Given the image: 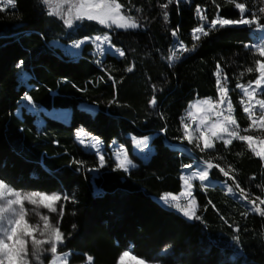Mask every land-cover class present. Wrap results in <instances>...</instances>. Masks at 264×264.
I'll return each instance as SVG.
<instances>
[{"label": "trees", "instance_id": "obj_1", "mask_svg": "<svg viewBox=\"0 0 264 264\" xmlns=\"http://www.w3.org/2000/svg\"><path fill=\"white\" fill-rule=\"evenodd\" d=\"M118 2L128 15L137 17L140 28L107 30L85 20L68 29L61 16L47 14L40 0H16V9L0 13V180L21 192L67 197L70 234L84 238L101 234L117 252L129 251L157 264H264V217L218 183L212 187L193 183L200 220L189 221L155 200L164 194L178 195L184 165L209 158L225 169L231 167L230 174L250 198L264 199L263 162L244 142L235 140L227 148L216 142L213 149L201 152L196 141L182 139L189 104L218 100L214 75L218 63L227 77L233 116L241 129L249 127L236 85H247L258 76L246 71L259 58L253 55L251 28H225L194 41L192 30L202 23L197 5L208 21L216 17L217 3L224 18H238V10L225 0L174 2L167 9L166 23L160 5L167 0ZM244 2L258 8L255 0ZM177 29L178 36L173 37ZM102 34H109L125 57L109 53L97 57L90 43L72 57L53 45ZM181 41L195 48L169 67L166 58ZM128 67H133L131 73ZM21 73L30 76V89L21 83ZM26 94L48 111L68 109L67 123L44 116L38 128L25 110L18 116ZM153 96L155 109L149 106ZM79 130L102 141L106 150L113 142L122 145L135 167L126 173L105 157V167L92 179L88 169L99 168L98 158L79 145ZM131 136L151 137L153 152L147 161L133 155ZM74 161H82L83 167L77 170ZM210 178L225 182L215 168ZM49 220L54 224L56 218L51 215ZM49 254L43 255L44 264Z\"/></svg>", "mask_w": 264, "mask_h": 264}, {"label": "snow or ice", "instance_id": "obj_2", "mask_svg": "<svg viewBox=\"0 0 264 264\" xmlns=\"http://www.w3.org/2000/svg\"><path fill=\"white\" fill-rule=\"evenodd\" d=\"M45 6H47V14L63 15V24L68 29L78 27L77 22L95 21L97 24L104 28L115 30H135L141 27L137 17L127 14L125 6L118 2V0H40ZM179 4L181 0H167L166 3L160 5L163 11V19L167 23L169 20V13L167 9L172 3ZM190 2V0H189ZM226 3L234 6L239 12V17L236 19L224 18L219 15V4L217 3V15L210 21L207 20L206 14L204 13L201 6H196V14L199 20L202 22L201 26L195 27L192 30L193 40H199L201 36L207 37L210 32L220 31L225 28L247 26L252 28L255 26L259 30L262 44L255 47L253 63L255 67H248L246 71L248 73L257 72L259 75L256 79L249 84L245 85L237 83L236 87L239 88L243 95L247 98L248 103H245L244 99L240 100L241 105H244L243 111L247 114L248 120L251 122L248 128L243 131L248 132L253 126L259 121L261 128H264V99H257L256 96L264 94L261 92L264 89V0H258L259 7L255 10L249 8L244 0H225ZM67 5V10L64 11V6ZM17 7L16 0H0V13H8L10 10H14ZM139 11V9H137ZM251 12L249 17L247 13ZM178 29L172 31L173 37L178 36ZM91 40L96 43L97 52L111 53L119 57H125V51L120 47H116L111 43V37L109 34L96 35L94 37H85L84 41ZM84 41L74 42V47L79 49ZM101 45H107L102 48ZM246 49L252 51L249 45H244ZM195 48V44L192 49H189L181 41L178 46H174L173 50H170L167 56V62L169 67L173 66L175 62L181 59V55L185 52H190ZM177 53H180L178 55ZM22 63V62H21ZM19 66V65H18ZM127 71L131 73L133 67H128ZM224 69L221 68L220 64L216 65V86L219 99L213 101L212 98L199 100L196 104L192 105L193 108L203 110L205 112H212L216 116V120L211 123L210 126L201 130V123L197 125V131L200 133L199 140H202L203 146L199 143L195 147L199 148L201 152L205 150L213 149V138L216 140H223L225 148L232 144L233 140L244 141L247 147L251 150L254 156L259 157L264 161V139L260 137H253L251 135H240L239 126L237 120L233 116L234 108L231 100L228 99V81L227 77L223 76ZM243 75V73H241ZM111 78V77H110ZM115 83V82H114ZM254 85V87H253ZM154 90H155V86ZM24 99L28 101V104H32V99L27 94ZM157 100L155 96L149 101V106L155 109ZM226 105V107H221ZM259 106V115L257 119H253L254 108ZM191 115V113H189ZM189 124H182L183 136L182 139L187 140L190 144L193 142V136L189 131ZM86 134L79 132L77 139ZM94 141L92 147L99 150L101 141L95 137H91ZM254 140L257 141L260 147L254 146ZM81 143L83 140L81 139ZM211 155V154H209ZM79 167L77 170L83 167L82 161H74ZM99 168L105 167V157L99 155ZM132 164L131 160L125 157L123 160L117 159L116 168L129 171ZM185 168L192 167V165H184ZM99 168H89L88 171H99ZM218 169L226 180H231L237 189H239V199L246 201L245 207L251 205L250 211L256 213L260 217H264V199L260 197L250 198L249 194L244 188L240 187L236 183L235 178L230 173L233 172L231 167L225 169L217 163H213V159L209 158L203 161V166L199 167L197 172H193L191 176L181 175L180 179L183 180L185 192L181 193L185 197L186 203L180 204L177 202L178 197L175 195L164 194L160 197V201L163 202L162 206L169 208H175L183 214L189 221L200 220L201 217L197 215V200L192 194V183L193 179L200 181L201 187H212L213 181L210 179V171L212 169ZM207 182V184H205ZM228 193H233L232 187H227ZM235 195V194H234ZM62 197L58 194L46 195L38 191L21 192L14 190L5 181L0 180V201L4 203L0 204V264H44L41 257L45 253H51L50 264H67L68 255L65 253L63 256L58 255V245L64 243V234L59 229L60 221L57 220L55 224L49 222V217L42 215L40 219L43 221V227L40 228L36 224H32L26 218L28 213L25 208V202L28 204H36L37 201L49 212H56V203L60 201ZM67 199V197H64ZM258 201V203H257ZM211 203V201H209ZM64 214L63 206L59 208L58 215L62 217ZM247 215V213H245ZM234 231L239 232L238 228ZM40 238H37V234ZM234 240L239 243V237H234ZM30 241V247H29ZM48 246V247H45ZM134 259L130 257L129 251L123 252L117 261V264H123L125 258ZM93 258L87 257V264H92ZM137 264H144V262L137 261Z\"/></svg>", "mask_w": 264, "mask_h": 264}, {"label": "rangeland", "instance_id": "obj_3", "mask_svg": "<svg viewBox=\"0 0 264 264\" xmlns=\"http://www.w3.org/2000/svg\"><path fill=\"white\" fill-rule=\"evenodd\" d=\"M191 1L192 0H190V2ZM190 2H189V0H181V3H187L188 4ZM255 3L259 7L258 0H255ZM66 10H67V5L64 6V11H66ZM59 16H61L63 18L62 14ZM105 29H107V28H105ZM107 30H110V29H107ZM116 30H124V29H116ZM129 30H132V29H129ZM80 41H84V39H82ZM84 43H90L93 46V52L95 53V55L97 57L101 58L102 56H104L106 54L103 52H97L96 43H98V42H93L91 40H87V41H84ZM261 44H262V39H261L260 32L258 29L255 28V26H253L251 28V47L255 50V47L257 45H261ZM53 45L62 47L63 51L72 57L77 55L80 48L82 47L81 46L79 49H77L73 46L74 43H71V44L66 45V46H62V45L58 44L57 42H53ZM101 47L104 48V47H107V45H101ZM109 54H111V53L109 52ZM115 56L118 58H121L118 56V54ZM258 75H259V73H258ZM20 81L23 84H27V75L25 73L20 74ZM253 87H254V85H253ZM239 92L241 93L242 98L245 100V103H248L247 98L243 95V92L240 89H239ZM261 92L264 93V89H262ZM261 95L262 94L257 95L256 98L259 99V97ZM218 99H219V96H218ZM197 101H199V100H195L189 104V106L185 112V115L183 116V124L184 123L189 124V126H190L189 131L193 136V141H196L202 147L203 142H202V140L198 139L200 136V133L196 130L197 125L201 123V120H203L204 123L201 124V130H204V128L210 126L211 123L214 122L217 118L212 112H205L203 110L193 108L192 105L196 104ZM221 107L222 108L226 107V105H221ZM243 107H244V105H243ZM22 110H25V112L29 113L30 115H32L35 118V125L38 126V128L41 127V125L43 124L44 116L50 117L51 114H56L57 116L58 115L62 116L65 113V112H59V111L58 112L57 111L43 112V110H41L38 105H35L33 103L31 105H29L28 101L25 100L24 98L21 100V103L19 105V109L17 111L18 115L21 114ZM259 112H260L259 106L257 105L254 108L253 119H257ZM189 113H191V115H189ZM244 114L248 119L247 114L245 112H244ZM79 132L85 133L82 130H79L78 132H76L77 142L79 143V145L84 150L89 151L91 153H94L96 155V157L98 158V161H99V155H103L104 157L111 158L113 160V162H115V164H116L118 158L120 160H123L125 157H127V159L131 160L130 155L128 154L126 149L122 145L118 144L117 142L111 143V145L109 146V148L107 150L105 149L104 144L101 143V145L99 146V150H98L97 148L92 147L94 141L91 139V137H94V136H90L87 133H85L86 135L81 137V139L83 140V143H81V139H77V134ZM239 134L240 135H251L254 138L260 137L261 139H264V128L260 127L259 121L257 120V124L255 126H253L251 129H249L248 132H244L243 129H241L239 127ZM130 138H131V145H132L131 149H132L133 155H135L139 159H142L143 161H147L149 156L153 152V149L150 146L151 137L150 136H141V137L131 136ZM233 141H235V140H233ZM216 142H222L223 143V140H216L215 138H213V144ZM242 142H244V141H242ZM244 143L246 144V142H244ZM254 146L260 147L259 143L255 140H254ZM203 161L204 160H202V159L193 161L191 164L192 167L184 168L182 175L191 176L193 172H197L199 170V167L203 166ZM262 162L264 165V161H262ZM132 164L134 165L133 162H132ZM134 167H131L130 170L133 169ZM103 168H99V171H90L92 179H96L99 176V174ZM121 170H123V169H121ZM129 171H124V172L128 173ZM181 182H182V190L178 195H175V196L178 197V200H177L178 203L184 204L187 201H186L185 197L181 195V193L185 192L183 180H181ZM194 182L200 183V181L198 179H193L191 181L192 186H193ZM214 183H218L220 186L226 188V190H227L228 186L232 187L233 193H229V194L231 196L239 199V192H238L237 188L233 184L230 183V180H226V178H225V182L213 181V184ZM205 184H207V182H205ZM191 191L193 194V187H192ZM49 195H52V194H49ZM61 197H62V199L60 201H58L55 205V207L57 209L56 212H49V210L44 208L39 203V201H37L36 204H28L27 202H25L24 206H25L26 211L28 213L26 218L29 220L30 223L36 224L40 228L43 227V221L40 219V217L42 215H46L48 217H50L51 215L53 217V215H54V217L56 218L55 222L57 220L60 221L59 229L64 234V243L62 245H58V255L63 256L65 253L69 254L67 264H87V257L88 256H91L93 258L92 264H117L118 258L123 252H117L116 250L109 248L106 245L104 238L101 234L92 235L89 238H84L83 236L73 237L70 234V232H69L70 222H69V218H68V212L66 210V201L67 200L64 199L63 195H61ZM155 200L157 202H159L161 205L163 204V202L160 201V197L156 198ZM2 203H4V201H0V204H2ZM61 206H63V209H64V214L62 217H60L58 215L59 208ZM164 207H166V206H164ZM249 207L251 208V205ZM262 207H264V206H262ZM166 208L171 209L174 212H176L177 214L183 216V214L175 208H169V207H166ZM184 218H186V217H184ZM49 222H50V220H49ZM36 235H37V238H40L38 236V233ZM29 247H30V241H29ZM129 254H130V257H134V259H130V258L126 257L123 264H137V261H141V260L144 262V264H157L155 262L147 261V260H144L140 257L134 256L131 253H129ZM49 255H50L49 256V262L47 264H50V260L52 258L51 253ZM41 259H43V256L41 257ZM33 264H35V262H33Z\"/></svg>", "mask_w": 264, "mask_h": 264}, {"label": "crops", "instance_id": "obj_4", "mask_svg": "<svg viewBox=\"0 0 264 264\" xmlns=\"http://www.w3.org/2000/svg\"><path fill=\"white\" fill-rule=\"evenodd\" d=\"M27 75V74H26ZM29 78H30V76L29 75H27V81L29 80ZM25 86L28 88V89H30L31 88V86L29 85V84H25ZM52 95H54L53 93H52ZM33 103V102H32ZM34 104V103H33ZM40 107V109L41 110H43V112H53V111H59V112H65L62 116H60V115H56V114H51L50 115V118H52V119H55V120H58V121H60V122H63V123H67V121H68V118H69V114H70V111L68 110V109H54V108H52L50 111H48V110H46V109H44L43 107H41V106H39ZM16 114L18 115V113L16 112ZM18 116H20V115H18Z\"/></svg>", "mask_w": 264, "mask_h": 264}]
</instances>
